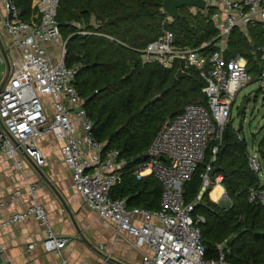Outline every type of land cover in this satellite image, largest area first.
Returning <instances> with one entry per match:
<instances>
[{
    "label": "built area",
    "instance_id": "built-area-1",
    "mask_svg": "<svg viewBox=\"0 0 264 264\" xmlns=\"http://www.w3.org/2000/svg\"><path fill=\"white\" fill-rule=\"evenodd\" d=\"M0 4L5 13L3 27L17 52L0 90V156L8 155L16 172L23 170L20 153L42 168L47 164L42 140L49 136L55 139L83 206L114 230L112 248L97 244V264H125L112 250L120 242L140 251V264H233L227 259L228 240L217 244V259H205L201 224L206 219L193 214L205 191L223 182L222 174H209L215 168L237 98L254 82L248 58L229 55L230 37L235 30L248 35L258 24L264 37V0H207V8L201 11L208 16L214 10L211 20L218 34L212 41L198 47L180 45L175 33L164 28L145 48L144 62L197 73L206 82L203 93L207 103L188 104L181 114L169 117L153 138L146 160L132 168L119 149L107 148V143L94 134V123L75 84L79 67L66 63L67 41L57 18L60 0H35V14L29 21L21 17L15 0H0ZM259 52L262 68L256 81L264 92V45ZM209 150L212 158L202 176V191L188 203L185 185L205 162ZM260 157L258 152L248 157L251 170L258 176L262 171ZM127 173L138 179L154 176L161 182L159 210L131 208L127 199L112 197L113 189L123 183ZM38 190L39 185L33 183L26 192L16 190L6 198L0 196V223L9 227L35 219L47 234L42 240L45 252L60 258L61 264H70L63 255L69 239L54 232L47 209L34 201ZM26 194L32 204L25 211L6 216L5 209ZM249 201L264 205V187L252 188ZM35 249V242L27 245L26 264L33 262ZM0 257V264H17L1 246Z\"/></svg>",
    "mask_w": 264,
    "mask_h": 264
},
{
    "label": "trees",
    "instance_id": "trees-1",
    "mask_svg": "<svg viewBox=\"0 0 264 264\" xmlns=\"http://www.w3.org/2000/svg\"><path fill=\"white\" fill-rule=\"evenodd\" d=\"M35 0H15L24 20L35 14ZM165 0H60L58 21L67 41L66 63L78 66L76 86L94 123V134L107 148L121 151L129 167L146 160V152L169 119L181 114L186 105L207 103L206 82L195 72L178 79L177 69H165L143 60L145 48L164 28L172 30L180 45L198 47L218 34L211 15L184 7L180 17L170 22L163 11ZM264 45L263 27L258 24L244 35L235 30L230 37V56L242 54L249 60V72L256 81L261 72L259 52ZM161 96L159 100H153ZM145 107V108H144ZM144 108V109H143ZM242 113V112H241ZM243 114V113H242ZM232 122L227 126L223 145L214 167L220 166L222 185L231 206L222 208L210 198L208 188L194 217L201 224L205 259H217V244L227 241V259L233 264H264V205L251 203L252 188H263L259 176L249 166L248 143L240 139ZM264 159V137L258 145ZM211 151L193 179L185 185V199L194 202L203 188V174L211 162ZM162 184L154 176L138 179L127 173L113 198L128 200L129 207L161 208Z\"/></svg>",
    "mask_w": 264,
    "mask_h": 264
},
{
    "label": "crops",
    "instance_id": "crops-1",
    "mask_svg": "<svg viewBox=\"0 0 264 264\" xmlns=\"http://www.w3.org/2000/svg\"><path fill=\"white\" fill-rule=\"evenodd\" d=\"M4 14L3 6L0 4V89L8 79L12 70V61L17 56V52L11 46L10 38L3 27ZM41 149L47 160L46 166L40 168L35 165L31 158L20 153L19 159L23 164L21 172L15 171L13 160L8 155L0 156V196L6 198L16 190L26 192L30 184L37 183L39 190L34 201L47 209L54 232L69 239L63 250L64 257L69 260L70 264H81L82 262L97 264L100 253L95 246L102 242L112 248L114 230L106 222L100 220L97 213L83 206L81 198L73 186L72 172L65 164L60 145L55 139L52 136L44 138ZM221 187L226 196V190L222 184ZM225 199L222 196L220 200H213L212 198V201L221 203ZM32 202L33 200L26 194L20 202L10 204L5 209L4 214L9 216L15 212L25 211ZM46 236L45 229L35 219L9 227H2L0 223V246L6 249L7 256L17 264H26V248L30 242L36 243V249L32 253L34 260L31 264L41 262L61 264L60 258L45 252L42 240ZM89 239L97 242L96 245L95 243L91 244ZM115 249H112L113 254L121 262L140 264L141 253L137 249L125 245L119 249L120 255L115 253ZM91 260L93 262H90Z\"/></svg>",
    "mask_w": 264,
    "mask_h": 264
},
{
    "label": "rangeland",
    "instance_id": "rangeland-1",
    "mask_svg": "<svg viewBox=\"0 0 264 264\" xmlns=\"http://www.w3.org/2000/svg\"><path fill=\"white\" fill-rule=\"evenodd\" d=\"M190 10L194 13L198 11L197 8H192ZM168 18L170 22L173 21L170 17ZM250 98L251 101H249ZM242 106H246V110L243 114L241 113ZM231 122L233 127L239 131L242 138H245L248 143L249 153L252 155L257 154L259 142L264 137V92L259 89V83L257 81L252 82L240 92L236 104L233 107ZM260 163L262 171L259 174V178L264 184V159L261 157ZM229 201L230 200L226 198L224 202H221L222 206H220L222 208L227 207ZM89 242L91 244L95 243V245L97 243L91 240ZM125 245H127L126 242H120L116 246L115 253L120 255L118 251ZM90 262L93 261L91 260Z\"/></svg>",
    "mask_w": 264,
    "mask_h": 264
},
{
    "label": "water",
    "instance_id": "water-1",
    "mask_svg": "<svg viewBox=\"0 0 264 264\" xmlns=\"http://www.w3.org/2000/svg\"><path fill=\"white\" fill-rule=\"evenodd\" d=\"M184 7L188 8V9L197 8L199 10H205L207 8V0H165L163 2L164 13H166L168 15V17H170L173 20H176L180 17V9H182ZM189 76H191V74L184 71L183 68H179L177 71V74H176V77L178 79H182V78L189 77ZM160 98H161V96H158L153 101L156 102ZM249 101H251V98L249 99ZM245 110H246V106H242L241 112L244 113ZM173 116H174V114H170L169 117L172 118ZM163 160H164V158H163ZM220 169H221L220 166L217 165L214 168V170L209 174V176L213 177L217 172L220 171ZM43 176H45V175L43 174ZM218 204L222 206V203H218ZM230 206H231V201L229 202L228 206L224 207V208L227 209Z\"/></svg>",
    "mask_w": 264,
    "mask_h": 264
},
{
    "label": "bare ground",
    "instance_id": "bare-ground-1",
    "mask_svg": "<svg viewBox=\"0 0 264 264\" xmlns=\"http://www.w3.org/2000/svg\"><path fill=\"white\" fill-rule=\"evenodd\" d=\"M216 186V185H215ZM213 200H220L222 198V196L225 199V191L224 189L221 187V184H217L215 190L211 193L210 195Z\"/></svg>",
    "mask_w": 264,
    "mask_h": 264
}]
</instances>
